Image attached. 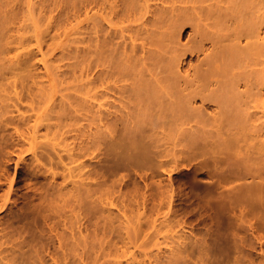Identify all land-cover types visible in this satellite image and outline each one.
Listing matches in <instances>:
<instances>
[{
    "label": "bare ground",
    "instance_id": "1",
    "mask_svg": "<svg viewBox=\"0 0 264 264\" xmlns=\"http://www.w3.org/2000/svg\"><path fill=\"white\" fill-rule=\"evenodd\" d=\"M256 1L52 0V7L45 2L48 9L40 12V27V19L32 18L30 36L32 28H17L18 0H0V164L11 163V154L18 153L16 146L28 140L35 149L30 165L34 177L47 179V183L35 186L34 197L39 202L31 210L24 207L21 218L26 223L32 218L34 223L28 221L32 226L6 232L0 219V264H50L49 258L54 264H101L102 258H107L103 264H147L136 255L123 261L121 256L130 249L123 244L125 250L119 253L122 249L117 245L125 240V245L136 246L142 239L147 206L159 211L165 202L168 206L173 202L167 201L172 197L165 191L168 185L155 194L148 178L178 172L187 166L184 156L198 149H204L202 154L205 149L216 153L212 173L218 175L217 187L223 188L217 197L223 206L244 198L264 203V0ZM32 11L29 15L35 17ZM57 49H61L58 55ZM65 59L73 62L63 63ZM37 62L43 64L44 73L37 72ZM252 62L258 67H252ZM59 77L63 81L78 79L81 85L77 93L63 95L59 107L54 105L46 113L37 111L33 122V115H14L16 110L11 108L18 112L25 98L50 103L54 97L51 82ZM65 119L89 121L75 129L79 143L63 148L51 136L45 137L47 141L39 140L42 128L48 134L61 133L66 128ZM10 127L13 130L7 135ZM142 153L158 159L156 163L152 160L155 167L149 165L150 173L143 168L141 172L134 170L144 184L137 177H132L134 182L126 175L113 178L119 166L135 165L137 158L141 164ZM24 156L19 152L17 164ZM247 176L260 180L247 183ZM12 187L13 183L10 191ZM149 187L154 188L150 194ZM117 193L124 200L123 196L131 197L128 202L136 206V210L131 206L133 216L128 214L130 203L124 200L115 213L113 206L117 205L108 198ZM150 195L160 199L150 200ZM60 200L72 202L79 224L77 231L70 228V236L59 231L60 225H67L62 219L66 205L60 206ZM149 200L155 202L148 205ZM5 206L0 204V212ZM243 211H238L239 217L244 218ZM84 228L89 231L86 235ZM100 232L106 240L97 239L99 246L96 241H82L83 236L100 238ZM110 235L122 239H110ZM183 236H173V243L175 238L178 242L169 252L170 264H185L190 246L181 247ZM68 238L75 241L73 245ZM79 242L84 244L79 261L67 259L68 249L76 251Z\"/></svg>",
    "mask_w": 264,
    "mask_h": 264
},
{
    "label": "rangeland",
    "instance_id": "2",
    "mask_svg": "<svg viewBox=\"0 0 264 264\" xmlns=\"http://www.w3.org/2000/svg\"><path fill=\"white\" fill-rule=\"evenodd\" d=\"M43 1L44 0H30V1L29 0H18V5H19V7H18L19 13L18 14H19V16H17V19H18V21H17L18 27L17 28L20 27V28H23L22 30L28 29L27 31H30V28L33 27L32 18H35L36 20H38V18L40 19V20H38L39 21L38 22L39 27L43 24V21L40 18L42 16L40 14V12L42 10L45 11L50 6L52 7V0H48V1L45 0L44 2ZM45 2H48L47 3L48 8L45 7L46 6ZM256 2L259 3L258 0ZM256 2H255L254 6H257ZM151 3L154 4L155 2L151 1ZM40 5H41V7H40ZM30 10H33L32 13L34 12L33 16H35V17H32L31 15H29ZM56 11H57L56 13H58V10H56ZM84 25H86V23H84ZM42 28H44V26H42ZM32 31H33V28L31 29V32L28 35L31 36L33 34ZM187 39H188V37H185L184 40L186 41ZM35 51L37 52V49ZM60 51H61V49H57L55 51V54L56 53H57V55H58V53L60 54ZM37 54L39 57H41V54L39 52H37ZM57 55L55 56V58L57 57ZM49 57H51V56H49ZM62 62L63 63H69V62H73V61L65 59ZM193 62L196 63L197 58H195L193 60ZM252 63H253L252 64V67H253L255 62H252ZM252 67L248 66V68H250V69ZM44 71L45 70H44L43 64L41 62H37V72L44 73ZM59 78H57L51 82V83H53L52 89L54 91V97H53V100L50 101V103L44 102V101L43 102H36V101L33 102L31 99L25 98L23 101L20 102V104H19L20 107H19L18 112H17V108L16 109L11 108V109L16 110L14 115H20L22 113V114H25L27 116H30V115L34 116L35 114H37V111H39V110H40L39 111L40 113H42L43 111L46 113L47 109L53 108L54 105H56V106L60 105V100L63 97V95L70 94L68 96H71V95L73 96L74 93L75 94L77 93L76 89L80 88V85H81L80 84L81 82L78 81V79H75L72 77V78H69L67 81H63L60 78L61 80L59 82V80H58ZM44 80H45V85L49 86V88H50V82L47 79H44ZM7 102L13 103L12 101H7ZM3 104H4V102H3ZM0 105H2L1 102H0ZM58 107L56 109H58ZM34 108H35V110H34ZM212 109L213 108H211V110ZM35 117L36 116H34L32 118V122L34 121ZM17 118H20V117L18 116ZM66 120L67 119H65V122H64V123H66V125H65L66 128L62 129L63 130V131H61L62 134L59 131V132H56L55 135H54L55 132H51V133H49L50 134L49 135L47 130L42 128L41 132L39 133V135H40L39 140H41V141L46 140L47 141V138H49L51 136L50 138L52 140H54L55 142L60 143V145H61L60 147H63V148H65V147L68 148L69 146L72 147V146L76 145L77 142L79 143V141H80L78 138L79 136H77L78 133L75 132V129L80 128L81 126L85 127V124L87 125L89 123V121H87L86 119H85L86 121L83 119H82L83 121H81L80 119L77 121H75L74 119H73L74 121L72 119L71 120L68 119L67 120L68 122H67ZM17 121H18V119H17ZM67 125L68 126L70 125V126L68 127ZM10 128H7L8 132H6L7 131L6 130V131H3L2 133L6 132V134L9 135V133H11L13 130L12 128L11 129ZM66 132H68V133H66ZM58 133H60L61 136ZM46 134H47V136H46ZM45 137H47V138L45 139ZM19 144L20 145H17L18 147L16 146V150L18 149V151H16V153L17 152L18 153H17V155H15V153L11 154L13 157V161L11 163H7L8 167L4 166L7 164H5V163L3 164L2 161L1 162L3 165L0 164V172L3 171L2 172L3 174L0 173L2 183H3V185H2V183H0V185H2V186H0V204H3V203L6 204L5 208L0 212V219L2 222L5 223V224L3 223L2 226L6 227V229L4 230L6 232L11 231V230L13 231L15 228H16V230L22 229L24 225H26V226L27 225H29V226L33 225L31 222H28L29 220L33 222V220H31L32 218H29V220L26 219L27 220V223H26L25 219H23L21 217L23 215V212L27 208H28V210L29 209L31 210L32 207L35 206V204H37V202H39V199L34 197L35 196V188L38 187V185L45 183V180L47 183L46 178H41L40 180H38L36 177H34V174L32 172L33 167L30 165H32V162H33L32 159H33V154H34L35 149L32 147L31 142L27 140V141L21 142ZM31 147L33 149L32 151H31ZM39 150H40V148H39ZM198 150L195 152L189 153V156H188V154L186 156H184L183 163H185L187 166H185L184 168H182L178 172L173 173L171 176L168 175L167 173L163 174V173L159 172L162 175L161 177L159 176L160 175L159 174V175L155 176V178H153V179L148 178L149 182H150V180H152V182H151V183H153L152 187L154 185V188H155V190H154V188L152 189V187H151V190H150V187H149L148 188L150 191L149 194L151 192H153L152 190H154V192L156 190H158V191H162V189L165 190L167 185H168L167 188L173 189L172 191H171V189L165 190V191H169V195L171 193L170 196H172V197H167L168 198L167 201H169L170 199L173 200V202H172L173 206L170 203L169 206H171V207H169L168 205H166V202H165L164 206L162 205V207L159 208L160 209L159 211L153 210V208H152L153 206L152 207L147 206V210L145 212V214H146L145 217L147 218V220L144 217L146 223L143 219L145 225L143 223V226H142V229L144 227L143 231L145 230L144 232H146V233H144L145 235L142 236V239L141 238L139 239L140 241H138V244L136 246H135V243H131L130 245L129 244L125 245V243H126L125 240H123V241H125V242H123L121 240L122 238H117L122 233L118 234L117 237L113 236V235L108 236L109 238L115 237L116 239L121 240V241L118 240V241H120L119 242L120 244L117 245V247H121V249H122V250H120L118 248L120 250L119 253H121L123 250H125L124 249L125 246H127L126 248L130 249V250L126 249V251L124 252L125 255H123V257L121 256V259L123 261H126L127 258H129V257L131 258L134 255H136V257H138V260L144 259L147 264H150L151 262H153L151 264H155V263L156 264H170L171 254H169V252L172 251L173 245L175 246L177 244V242H178L177 238L179 237V234H182L185 236L186 239H183L184 236L181 237L182 238V241H181L182 246L181 247L184 248L185 247L184 245H186L188 247L190 246L187 249L189 253L185 252L186 255H187V253L189 255L186 256L184 254L187 257V259H185V257H184V259L186 260V261L184 260L185 264L187 263V260H188L187 264H264V217H263L264 216V207H262V206H264L263 201H260V200L256 201L255 199L251 200V198L250 199L244 198L243 200H240L237 203H234V204L229 203L228 205L223 206L221 204V202L218 201V198H219L218 195H220L219 192L223 188H222V186L217 187L219 185V184H217V182L219 183V181L216 180V177L218 179V175H216V177H215V176H213V173H212L215 170L214 169L215 165H214V161L212 158H213V156L216 155V153L213 154L212 151L205 149V154H202V153H204V152H202L204 149H202V151H201V149L199 151ZM206 150H207V153H206ZM21 151L24 152V155H25L24 157H26V158H25V160H21L20 164L19 163L17 164L19 152H21ZM196 152L198 154H195ZM142 154H144V155H140L139 158H141L143 156H145L146 158L149 156L150 157L147 158V160L145 157L141 158L140 159L141 164H140V162L138 164L139 159L137 158L136 159L137 161L133 162V163H135V165L130 164V165H127L126 167L124 166L125 168L124 167L122 168L121 166H119L117 169L118 171L115 170L117 173L115 172L116 174L113 176V178L118 179V178L122 177L123 175H126V176H129L127 178H130L134 182L136 179H134L132 177H137V175H136L137 172L135 173L134 170L137 171V169H138V172H141L144 169V171H148V173H150V171H152L151 167L156 166V165L152 164L153 163L152 160L156 163L158 161V159L155 157V159H156L155 160L153 155H151V154L149 156H146L149 153L148 154L142 153ZM113 156H115V154H113ZM113 156L111 155V157H113ZM3 157H4V155H3ZM83 158H81V159L83 160ZM84 159L86 161H89V162L90 161H92V162L96 161L94 159L92 160L90 157H88V158L85 157ZM210 159H211V161H210ZM205 160H207V161H205ZM28 163H29V166H28ZM136 163L138 166L136 165ZM142 163L144 165H142ZM147 163H149V164H147ZM140 166H141V168H140ZM155 170H156V168H155ZM210 170H212V171L210 172ZM211 173H212V176H211L212 178H210ZM154 174L156 175V173H154ZM127 178H125V179L127 180ZM137 178L139 179L140 177L138 176ZM130 179H128L127 181L131 182ZM138 179H137V181H140L142 184H144L143 179H141V178L139 180ZM155 179H156V181H155ZM153 180H154V182H153ZM259 180H260V178L254 179L253 177H248V179L247 178L245 179V181L247 183L252 182V181L257 182ZM58 181L62 182L63 179L61 177H59ZM160 181H161V184H163V185L160 184ZM41 182H43V183H41ZM155 182L157 183V185H159L161 187L158 188L159 186H157L155 184ZM11 183H13V187H12V190L10 191L9 186ZM70 185L72 186V184L68 185L69 188L71 187ZM155 185L157 187H155ZM213 185L216 187H214ZM171 186H173V187H171ZM164 187H165V189H164ZM31 188H32V190H31ZM216 188H218V189H216ZM216 190L218 191V193ZM158 191H157V193H158ZM157 193L155 192V194H157ZM118 194L119 193L114 194V195H112V197L110 196L111 199L108 198L110 201H113L117 205V206H113V210L115 211V213H118V211H119L118 209H120L119 206H121L120 203H122L124 200ZM213 195H215V196H213ZM150 196H149L150 200L154 199L153 196H151V198H150ZM123 197L126 198L124 201H126L127 203L131 202V197H129V196H128L129 198L127 196H123ZM108 199H106V200H108ZM155 199L158 200L160 198H158V195H156ZM150 200L148 201V205H152V202L153 203L155 202L154 200H152V202ZM171 200H170V202H171ZM128 201H130V202H128ZM250 201H252V202H250ZM253 201H255L254 204H253ZM64 202H65L66 206L64 205ZM126 202H123V203H126ZM149 202L151 204H149ZM71 203H70V201L68 202V201H64V200L58 201V204L60 206H62V205L65 206V209L63 208L64 209L63 210L64 218H62V219L66 220V222H67V225H65V226L60 225L59 226V231L67 232L68 236H70V233L72 232L71 229L73 227L76 229V231L79 229L78 228L79 224L77 222H75V221H77L76 217H75V210L73 211ZM133 204H134V202H133ZM133 204L130 203V206H127V207L131 208V209L128 208V210L130 209V211H128L129 212L128 214H130V215L132 214V216L134 215V212H132V211L136 210V206L134 207L135 204L134 205ZM28 205L31 208H29ZM131 206L134 208V210H132L133 208ZM252 207H255V208H252ZM21 208H23V209H21ZM173 209H175V210H173ZM242 210H245V211H243V213H244L243 217L244 218H242V216H240L241 218L238 216V214L241 213ZM174 211H175V213H174ZM238 211H240V212L238 213ZM247 211H249V212H247ZM251 211H252V213H250ZM120 212H122V211H120ZM160 212H162V213H160ZM234 212H235V215H234ZM149 215H151L153 218L151 219V216H149ZM20 218H21V220H20ZM241 219L242 220L244 219V220L242 221ZM57 220H58V218H57ZM85 220H83V222ZM16 221H18V222H16ZM24 222L26 224H24ZM116 223L118 224V222H116ZM162 223H163V225H162ZM164 223H165V225H164ZM72 225H74V226H72ZM26 226H24L23 229H25ZM68 226H69V228H68ZM84 226L85 225H82V227H84ZM92 229H94V226L91 227V230ZM170 229L174 230V232ZM37 230H39V229H37ZM123 231H125V230H123ZM18 232H20V230ZM83 232H84L83 234L86 235V234H88L89 231H87L86 228H84ZM16 235L17 236H15V237L19 238L20 234L16 233ZM99 235L101 237L103 235V237L101 238L100 236L97 235V237H100V238L94 237V239H95L94 240L93 237H89L87 239L83 236L84 239H82V241H84V243H85V241L90 240L89 243L90 242L92 243V241L99 242L101 239L106 240L103 232H100ZM173 236L177 237V238H175V240H176V243L174 242L175 244L173 243V240H174ZM108 237H107V241L109 240ZM115 238H114V240L116 242H118ZM181 238H180V240H181ZM18 240H21V238H19ZM183 240L185 241V243H183L184 242ZM115 241H114V243H116ZM67 242L70 244L72 243L71 245H73V242H75V241L72 238H68ZM96 242H94V243H96ZM121 242H123V243H121ZM34 243H36V241ZM79 243H81L82 245L80 244L78 247H76V251H75V249L73 250V248L68 249V251L70 252V255L68 256L67 259H73V260L75 259V261H76L79 258L78 254L81 253V255H82V253L84 251V248H83L84 244H83V242H79ZM99 244H100V242L98 243L97 246H99ZM123 244H124V248L122 247ZM141 244L145 248V250L147 251L146 253L149 254V256L148 255L146 256L145 250L141 246ZM57 245H58V243L56 242L55 246H57ZM76 246H77V244H76ZM77 248H79V250H77ZM86 248H85V251H86ZM124 253H122V254H124ZM126 254H127V256H126ZM143 254H145V255H143ZM150 254H151V256H150ZM149 257H151L152 259ZM148 258L151 261L150 260L147 261ZM168 258H170V259H168ZM102 259H101V261H103V262H99L101 264H103L107 258H105L103 260ZM48 261H49L48 263L54 264L53 260L50 261V258Z\"/></svg>",
    "mask_w": 264,
    "mask_h": 264
}]
</instances>
